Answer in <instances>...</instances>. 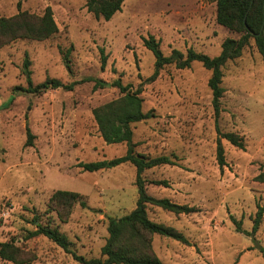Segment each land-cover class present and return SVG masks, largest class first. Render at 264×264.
Here are the masks:
<instances>
[{"label":"rangeland","instance_id":"374dc122","mask_svg":"<svg viewBox=\"0 0 264 264\" xmlns=\"http://www.w3.org/2000/svg\"><path fill=\"white\" fill-rule=\"evenodd\" d=\"M87 0H0V18L27 11L43 16L50 7L59 32L45 41L19 39L0 50V244L13 241L24 264H77L73 255L44 236L26 240L34 219L58 228L87 259L100 258L108 239V219L130 214L139 198L136 168L126 163L85 172L81 163L113 160L127 153L126 143L109 145L99 131L94 109L119 99L117 88H95L90 78L120 79L142 89L143 110L151 118L132 125L136 153L176 157V165L147 170L158 199L194 208L176 215L148 207L153 222L172 227L189 241L153 236V250L163 264H264V218L255 235L254 219L264 207V61L255 40L224 69L220 115L212 104L211 71L200 62L190 69L155 71V57L143 39L155 37L164 55L189 49L220 55L226 39L240 35L217 23L214 0H125L111 20L97 19ZM101 49L108 57L102 68ZM71 50L68 59L65 54ZM38 86L47 78L78 83L73 91L29 93L23 72L26 56ZM34 136L27 146L28 131ZM221 133L244 139L240 149L225 139L226 166L217 159ZM57 191L83 196L70 214L50 210ZM236 222L241 223L242 232ZM250 234V235H249ZM0 264H15L0 258Z\"/></svg>","mask_w":264,"mask_h":264},{"label":"trees","instance_id":"16d2710c","mask_svg":"<svg viewBox=\"0 0 264 264\" xmlns=\"http://www.w3.org/2000/svg\"><path fill=\"white\" fill-rule=\"evenodd\" d=\"M125 0H87L86 7L97 19L111 20L122 10ZM217 3V23L230 31L239 34V39H226L222 44V51L216 57H210L189 49L186 54L179 50H173L171 55H164L161 43L155 37L144 38V46L155 57V71L148 82L155 81L160 71L169 65H175L177 69H190L194 62H200L203 67L211 71L208 85L212 91V104L216 118L220 115L221 100L225 89L222 87L223 69L229 61L236 60L243 55L250 40L254 39L257 50L264 61V0H214ZM59 32L54 19L53 11L46 8L43 16H36L27 11H19L13 17L0 18V50L19 39L33 41H45ZM71 50L65 54L68 59ZM102 68L105 69L108 57L105 50L101 49ZM31 60L27 55L23 63V72L28 76L29 93H40L50 89H63L73 91L78 83L64 84L57 79L47 78L45 82L34 86L31 78ZM84 81H94L95 88H117L122 96L114 101L106 103L93 111L95 121L103 140L109 145L126 143L127 153L113 160H104L94 163H81L79 167L85 172H99L119 167L130 163L136 168V186L139 198L136 208L128 215L121 218L108 219V239L101 249L100 258L87 259L77 255L73 250V243L58 228L51 224H41L39 218L34 219L36 230L29 232L26 240L44 236L66 253L73 255L77 264H163L153 250V236H165L175 239L183 244H189L187 238L172 227L165 226L150 220L148 207H159L167 212L179 214L194 213V208L173 203L171 200L158 199L148 193L150 185L168 187L167 181H148L144 177L147 170L165 165H176V157L169 156L151 157L136 153V145L133 142L134 132L132 125L148 120L152 116L143 110L144 100L141 97L142 89L133 90L131 85H124L120 79L107 82L101 79L90 78ZM27 146L33 143V135L28 129ZM217 143V159L221 169L226 166V158L222 140L225 139L232 145L244 149V139L236 133H221ZM80 203L83 208L87 207L83 196L75 192L57 191L49 200L50 210L57 212L60 219L62 215L71 212L74 205ZM264 218V207L259 206L254 219L253 235L259 230ZM237 230L242 232L241 223L236 222ZM250 235V234H249ZM0 258L15 264L29 263L23 258L21 248L13 241L0 244Z\"/></svg>","mask_w":264,"mask_h":264}]
</instances>
